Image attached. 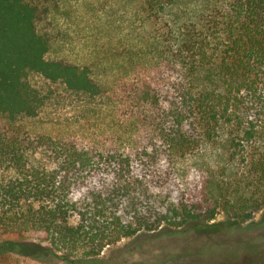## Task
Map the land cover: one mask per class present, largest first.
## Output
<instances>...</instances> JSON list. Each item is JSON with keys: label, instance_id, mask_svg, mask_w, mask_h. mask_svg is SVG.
I'll return each mask as SVG.
<instances>
[{"label": "trees", "instance_id": "obj_1", "mask_svg": "<svg viewBox=\"0 0 264 264\" xmlns=\"http://www.w3.org/2000/svg\"><path fill=\"white\" fill-rule=\"evenodd\" d=\"M141 1L157 55L141 59L128 146L91 149L17 128L43 105L29 74L90 99L105 90L46 57L34 4L0 0V255L104 264L123 238L264 207V0Z\"/></svg>", "mask_w": 264, "mask_h": 264}, {"label": "rangeland", "instance_id": "obj_2", "mask_svg": "<svg viewBox=\"0 0 264 264\" xmlns=\"http://www.w3.org/2000/svg\"><path fill=\"white\" fill-rule=\"evenodd\" d=\"M29 1L38 9L36 30L49 41L46 57L88 67L105 92L90 99L29 74L43 105L34 117L20 118L17 128L26 136L69 146L126 148L131 118L127 107L136 103L141 59L157 55L142 1ZM213 222L219 225L140 232L104 249L100 258L104 264H264V207L244 223L221 213ZM7 235L0 230V242L8 241ZM0 264L35 263L4 254Z\"/></svg>", "mask_w": 264, "mask_h": 264}]
</instances>
